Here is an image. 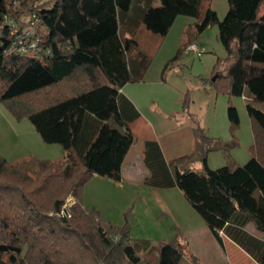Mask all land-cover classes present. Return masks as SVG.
<instances>
[{
    "label": "trees",
    "instance_id": "trees-1",
    "mask_svg": "<svg viewBox=\"0 0 264 264\" xmlns=\"http://www.w3.org/2000/svg\"><path fill=\"white\" fill-rule=\"evenodd\" d=\"M34 1L0 0V101L16 118L28 117L43 141L60 144L67 154L63 162L30 160L34 164L15 167L0 156V227L15 235L14 242L0 243V264H140L128 229L108 226L97 211H87L82 190L94 175L121 181L123 161L135 141L130 122L140 111L120 89L143 80L152 62L138 32L145 27L165 37L179 15L196 17L198 32L218 25L230 64L217 86L248 100L252 155L242 165L210 168L209 138L202 136L203 128L194 127L193 152L172 160L157 140L145 141L143 160L150 175L144 183L179 188L219 243L224 246L228 237L264 264V239L246 228L253 223L264 232V110L258 107L264 106V0H228L223 19L210 0L30 4ZM16 4L30 6L29 12L41 18L36 55L9 53L13 37L4 20L12 16L23 22ZM193 42L184 41L165 69ZM228 117L236 128L240 115L232 104ZM71 192L79 201L71 207V217L49 216L45 210L58 212ZM185 253L191 256L185 241H163L153 264H182Z\"/></svg>",
    "mask_w": 264,
    "mask_h": 264
},
{
    "label": "rangeland",
    "instance_id": "rangeland-1",
    "mask_svg": "<svg viewBox=\"0 0 264 264\" xmlns=\"http://www.w3.org/2000/svg\"><path fill=\"white\" fill-rule=\"evenodd\" d=\"M40 1L45 0L30 4H39ZM154 4H159V0H155ZM14 6L21 9L18 14L23 22H28L30 6L24 9L21 4ZM210 6L217 12L219 19H223L229 3L228 0H210ZM206 7L204 2L201 13ZM197 21L196 17L179 15L165 37L145 27L138 32L139 44L152 55V62L149 67L151 77L125 85L137 99V108L143 115L136 125L137 136L142 138L151 135L167 139L171 151H184L183 155H189L194 149V141L191 140L194 127H201L202 136H207L210 142L206 151L210 168L242 165L251 157L254 144L252 122L246 107L248 100L243 96L230 95L225 88L217 86L224 81L220 75L226 72L230 59L219 39L218 25H211L198 32ZM42 29L39 24L35 32L39 34ZM188 39L198 44L200 54L183 48L179 57L165 69V65ZM230 104L237 108L240 115V123L234 129L228 117ZM258 107L264 110L263 105ZM66 154L60 144L43 141L28 117L16 118L7 105L0 101V156L9 165L21 166L30 160L35 164L45 161L63 162ZM99 177L103 178L94 175L87 182L90 185H84L81 203L87 205V211H97L102 223L128 229L130 239L141 258L140 264H153L160 243L174 240L185 241L193 257L185 253L182 264H257L245 259L254 260L247 253V257L243 258L245 255L236 245L229 242L223 246L219 243L179 188H164L162 193L143 185L130 192L126 184H118L112 179L110 182L95 179ZM6 179L7 182L11 181L8 175ZM167 191L172 193L168 194ZM71 196L79 204L73 192L67 199ZM44 202L49 204L48 199ZM45 211L49 216L56 214L51 208ZM71 223L83 229L79 227L78 220L72 218ZM249 224L250 228L254 227L253 223ZM254 228L264 239V232ZM13 236L12 230L0 227V243L14 242ZM21 237L25 238L24 235ZM25 251L26 245L23 242L22 252ZM127 262L120 260L117 263L129 264Z\"/></svg>",
    "mask_w": 264,
    "mask_h": 264
},
{
    "label": "crops",
    "instance_id": "crops-1",
    "mask_svg": "<svg viewBox=\"0 0 264 264\" xmlns=\"http://www.w3.org/2000/svg\"><path fill=\"white\" fill-rule=\"evenodd\" d=\"M148 76L151 77L150 68L147 70L143 80H141V81L147 80L149 78ZM120 91L122 93H124L126 96H128L133 101V103L136 105V107L138 106V104L135 101L137 99H135L134 95H132V93L128 90V86H124L123 88L120 89ZM244 99H246V98L244 97ZM142 116L143 115L140 112L139 117H137L134 121L130 122V127H131V129H132V131L134 133L135 141L132 144V146L130 147V149H129V151H128V153H127V155H126V157H125V159L123 161V165H122V179H121V181H115V180L112 179V181H115L118 184H122V185L126 184L125 186L128 187V189H130V192H131V190H133L135 188H138V187H144V186L151 187V186H148V185H146L144 183V179L147 176L150 175V170L147 168V166L145 165L144 160H143V151H144L145 141L150 140V139L157 140L159 142V144L161 145V148H162L163 153L165 155V158L167 160H172V159L177 158L178 156H181V155L185 154L184 151H179V153H175V152L171 151L169 146L167 145V139L165 140V139L153 137L151 135H148V136H145V137H142V138L138 137L137 136L136 125H137L138 121H140L142 119ZM191 140L195 142V137L192 136ZM181 148L182 147H180V149ZM95 179H99V181H101V182H104V181H109L110 182L111 181L110 180L111 178H105V177H103V178L99 177V178H95ZM88 185H90V184L87 183L86 186H88ZM138 185H140V186H138ZM92 187H94V186H92ZM151 188H154L155 189L154 191H159L160 190V191H162V193L164 191L163 190L164 188H155V187H151ZM170 189L175 190L176 187L170 188ZM146 191H148L147 188H146ZM167 193L170 194L172 192H168L167 191ZM89 204H91V203H89ZM83 207L85 209H87L86 208L87 205H85V203H83ZM249 225L250 224L248 223L246 228L251 233H253V234H255V235L260 237V234L255 231V228H254L255 226L253 228H250ZM223 242H224V246H226L229 242L232 243L231 245H233V246L236 245V247H238V250L241 251L243 253V255H245V256H243V258L247 257L248 253L245 252L241 247H239L230 238L224 236ZM245 253H247V254H245ZM245 259L248 262L249 261H254L255 263H257L255 260H251V258L250 259L249 258H245Z\"/></svg>",
    "mask_w": 264,
    "mask_h": 264
},
{
    "label": "built area",
    "instance_id": "built-area-1",
    "mask_svg": "<svg viewBox=\"0 0 264 264\" xmlns=\"http://www.w3.org/2000/svg\"><path fill=\"white\" fill-rule=\"evenodd\" d=\"M41 18L36 12H32L28 22H20L12 16H6L4 23L9 27L13 41L9 48V53L20 55H36L41 51V37L35 32V28L40 24ZM186 51H192L199 55L201 50L196 42L191 43ZM50 53V50H47ZM76 203L74 196L69 197L62 208L55 212L58 216H71V207ZM54 214V212L52 213ZM221 234L223 232L221 231Z\"/></svg>",
    "mask_w": 264,
    "mask_h": 264
}]
</instances>
